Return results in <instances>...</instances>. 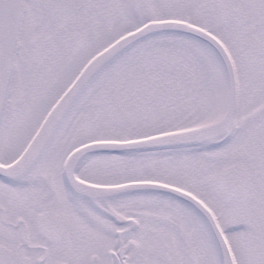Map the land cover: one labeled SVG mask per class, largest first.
<instances>
[{
  "label": "snow or ice",
  "instance_id": "snow-or-ice-1",
  "mask_svg": "<svg viewBox=\"0 0 264 264\" xmlns=\"http://www.w3.org/2000/svg\"><path fill=\"white\" fill-rule=\"evenodd\" d=\"M0 264H264V0H0Z\"/></svg>",
  "mask_w": 264,
  "mask_h": 264
}]
</instances>
